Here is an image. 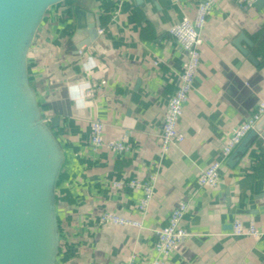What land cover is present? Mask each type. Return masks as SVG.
<instances>
[{
  "label": "crops",
  "instance_id": "1",
  "mask_svg": "<svg viewBox=\"0 0 264 264\" xmlns=\"http://www.w3.org/2000/svg\"><path fill=\"white\" fill-rule=\"evenodd\" d=\"M200 1L64 0L46 11L26 71L40 118H52L54 110L59 116L57 127L47 124L63 154L54 264H119L131 254L135 264H149L156 257V230L181 200L187 202L182 225L191 235L166 258L168 264H264V124L255 130L264 115L243 151L239 144L222 153L237 126L264 101V6L254 0L245 9L242 0H215L177 122L184 138L166 153L160 149L168 100L186 64L168 31L184 16L192 18ZM75 8L92 13L97 30H105L81 48L84 34L73 40ZM239 36L257 65L236 47ZM91 84L96 90L88 98ZM95 119L103 123L104 141L121 140L128 149L91 152ZM214 162L220 164L218 184L200 186L199 172ZM150 173L156 174L155 190L142 227L100 224L103 211L141 220V191L113 184ZM236 218L262 234H233Z\"/></svg>",
  "mask_w": 264,
  "mask_h": 264
},
{
  "label": "water",
  "instance_id": "2",
  "mask_svg": "<svg viewBox=\"0 0 264 264\" xmlns=\"http://www.w3.org/2000/svg\"><path fill=\"white\" fill-rule=\"evenodd\" d=\"M62 1L0 0V264L55 262V190L63 154L55 153L58 144L40 118L27 80L26 58L46 11ZM255 5L264 6V0H255ZM74 13L78 28L73 40L84 34L78 48L88 46L97 37L98 19L80 8ZM241 39L236 47L257 65L248 50L239 46ZM53 112L52 128L59 123ZM263 124L264 117L255 130ZM250 132L239 152L245 149Z\"/></svg>",
  "mask_w": 264,
  "mask_h": 264
},
{
  "label": "built area",
  "instance_id": "3",
  "mask_svg": "<svg viewBox=\"0 0 264 264\" xmlns=\"http://www.w3.org/2000/svg\"><path fill=\"white\" fill-rule=\"evenodd\" d=\"M215 0H201L198 2L195 14L192 18L184 16L178 23L169 28V34L173 37L177 45L186 55V64L182 71L177 74V85L173 94L170 96L167 108L163 117L160 137V149L166 153L172 145L180 143L184 136L177 130V122L183 113V107L192 89L194 77L200 63V46L203 43L202 30L206 25L207 18L213 8ZM242 7L247 9L253 6L254 0H242ZM105 30L99 28L98 35L104 34ZM95 84L85 88L84 95L88 98L94 96ZM264 115V101H259L245 121L237 126L234 132L222 147L224 156L229 155L243 140V138L254 128L255 124ZM42 121L50 123L51 118L46 116ZM90 150L96 152L101 147H106L111 151L122 152L128 149L127 145L121 140L104 141L103 123L99 119L91 122L90 126ZM219 162H214L203 168L197 177L200 186L215 187L219 181ZM156 174L150 173L148 177L141 180H130L128 182H115L116 188L130 187L141 191V197L137 202V212L141 220L129 218L109 211H103L99 215V223L102 225H119L142 227V220L145 217L148 207L152 201L155 190ZM187 209V202L181 200L170 211L165 225L156 230V240L154 251L156 257L149 264H168L166 258L175 252L180 244L191 234L182 225V218ZM232 233L235 235H252L259 237L262 233L253 225L243 227L239 218L232 223ZM136 255L131 254L128 259L119 264H135Z\"/></svg>",
  "mask_w": 264,
  "mask_h": 264
},
{
  "label": "trees",
  "instance_id": "4",
  "mask_svg": "<svg viewBox=\"0 0 264 264\" xmlns=\"http://www.w3.org/2000/svg\"><path fill=\"white\" fill-rule=\"evenodd\" d=\"M59 151L61 152L59 146H55V153L58 154ZM55 199H57L56 196H55Z\"/></svg>",
  "mask_w": 264,
  "mask_h": 264
}]
</instances>
